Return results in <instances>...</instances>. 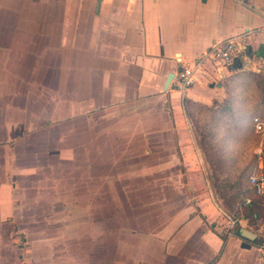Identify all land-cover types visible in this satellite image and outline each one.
Wrapping results in <instances>:
<instances>
[{"label":"crops","instance_id":"1","mask_svg":"<svg viewBox=\"0 0 264 264\" xmlns=\"http://www.w3.org/2000/svg\"><path fill=\"white\" fill-rule=\"evenodd\" d=\"M4 11L0 121L5 110L23 120L29 115L36 123L28 129L56 134L58 142L49 140V151L73 149L63 140L78 127L79 153L109 152L98 162L118 169L140 166L143 175L149 173L144 167H158L150 172L163 187L154 213L164 219L131 232L126 246L142 248L140 256L129 255L133 262L264 264L263 235L247 240L243 227L234 230L217 202L189 117L191 105L224 102L232 76L264 71V0H9ZM246 31L248 54L222 78L206 61L186 92L174 87L182 62H196L214 43ZM25 129L22 123L8 124L0 132L20 138ZM35 131L26 130L27 135ZM0 142L2 228L23 211L28 197L18 177L38 160H31L32 152L12 155L14 142ZM78 158L82 165V153ZM170 188L173 196L167 194Z\"/></svg>","mask_w":264,"mask_h":264},{"label":"rangeland","instance_id":"2","mask_svg":"<svg viewBox=\"0 0 264 264\" xmlns=\"http://www.w3.org/2000/svg\"><path fill=\"white\" fill-rule=\"evenodd\" d=\"M8 3L0 0V13L7 14ZM231 78L226 101L191 105L189 117L206 161L210 188L225 217L234 221V230L247 228L264 239V195H256L248 181V175L258 169L255 149L260 144L264 172V130L257 131L254 123L255 117L264 122V71L246 69ZM227 100L231 106H225ZM228 111L231 117H220ZM3 121L0 128L22 123L27 129L20 138L1 131L0 141L14 142L12 155L21 151L29 157L32 152L31 160L38 163L21 170L22 178L18 177L28 198L22 200L23 211L14 215L13 223L0 228L1 264H137L129 255L140 256L142 248L126 246L131 232L144 231L164 219L154 204L163 187L150 175L158 167H144L149 173L143 175L140 166H106L110 163H99L98 157L104 161L110 153L92 150H80L84 163L78 165V127L63 140L74 150L49 151V140L58 142L56 134L28 129L36 123L29 115L23 120L20 113L5 110ZM26 130L35 132L27 135ZM8 148L4 147L6 154ZM167 191L174 195L171 188ZM247 197L261 207L259 218L247 210ZM171 199L168 204L173 206Z\"/></svg>","mask_w":264,"mask_h":264},{"label":"built area","instance_id":"3","mask_svg":"<svg viewBox=\"0 0 264 264\" xmlns=\"http://www.w3.org/2000/svg\"><path fill=\"white\" fill-rule=\"evenodd\" d=\"M250 32L239 33L230 38L218 41L214 43L209 50L203 54V56L196 62H182L179 70L176 73L174 87L181 92H186L196 81H198V73L201 66L206 61L212 64L214 69V76L222 78L225 75V70L228 69L234 62L245 57L248 54ZM254 123L257 131L262 132L264 130V122L260 118L255 117ZM263 147L260 144L256 149L257 154V171H254L249 176V181L253 186L256 194L264 195V172L263 169ZM252 202V199L247 197L245 203L248 205ZM224 214H226L224 212ZM234 226V221L232 220Z\"/></svg>","mask_w":264,"mask_h":264},{"label":"trees","instance_id":"4","mask_svg":"<svg viewBox=\"0 0 264 264\" xmlns=\"http://www.w3.org/2000/svg\"><path fill=\"white\" fill-rule=\"evenodd\" d=\"M231 81H232V78H230L229 79V81L227 82V87L229 88L230 87V85H231ZM229 92V91H228ZM226 101V100H225ZM228 101V100H227ZM231 104H232V101H228V102H226L225 103V106L227 105H230L231 106ZM189 110H190V108H189ZM220 117H222L223 119L224 118H229V117H231V114H230V111H228L226 114H224V115H221ZM249 176H250V174L248 175V181H249ZM249 183H250V181H249ZM250 185H251V183H250ZM251 187H252V189H253V191L255 192V190H254V188H253V186L251 185ZM255 194H256V192H255ZM256 195H258V194H256ZM260 196V195H259ZM248 208H247V210L249 211V213L250 214H252V216L254 217V218H259L261 215H260V210H261V207L259 206V204L257 203V201H252L250 204H248V206H247Z\"/></svg>","mask_w":264,"mask_h":264},{"label":"water","instance_id":"5","mask_svg":"<svg viewBox=\"0 0 264 264\" xmlns=\"http://www.w3.org/2000/svg\"><path fill=\"white\" fill-rule=\"evenodd\" d=\"M174 77V73H171L168 76L167 82H166V88H168L172 82V79ZM241 234L243 235V237H245L247 240H254L257 237V234L247 228H242L241 229ZM244 246L249 247L250 244L248 242L244 243Z\"/></svg>","mask_w":264,"mask_h":264}]
</instances>
